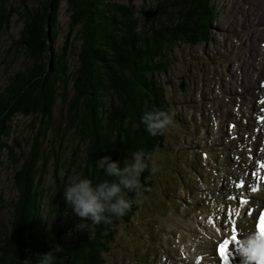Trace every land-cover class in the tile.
<instances>
[{
    "label": "trees",
    "instance_id": "obj_1",
    "mask_svg": "<svg viewBox=\"0 0 264 264\" xmlns=\"http://www.w3.org/2000/svg\"><path fill=\"white\" fill-rule=\"evenodd\" d=\"M44 3L35 12L26 11L20 39L13 46L17 52L23 51L32 65L11 76L7 85L0 90V136L9 131L11 121L18 115L25 118L32 116V126L37 122L40 125L34 141L22 158L15 155L13 145H7L0 139V164L1 157L5 155L9 164L15 166L12 186L17 193L16 201L10 205L8 224L0 222V264H39L42 257L50 252H53V264H102L100 253L108 250L107 243L114 236L117 222H127L133 215L136 194L127 193L126 198L132 200L133 204L123 217L112 216L111 224L101 222L92 225L88 220L89 228L80 231L75 226L81 220L73 213L64 192L77 176L90 179L94 187L105 179H114L107 177L104 169L97 167L96 162L102 157H111L122 169L126 160L131 162L134 151L143 150L151 156L153 148L161 144V136L150 135L142 117L145 112L154 109L169 112L156 84L155 74L164 68L166 52L177 41L195 43L201 38L206 39L207 35L206 31L178 32V24L172 28L160 26L155 30L152 27L153 30L140 28L137 31L132 23L131 7L107 0H67L70 12L68 28L71 32L79 27L76 36L82 42L78 53V72L73 75L81 80V85L77 80L75 84L79 86L74 87L77 91L73 88L76 95L72 94L69 101L63 100L65 109L61 112L60 122H57L54 108L61 97L68 98L63 93L72 88L64 79L65 86H60L66 70L65 56L57 57L56 65L61 71L54 70L55 75L44 77L36 72L44 67L43 48H49L45 31L47 23L50 29H55L53 19L42 8ZM178 5L170 7L169 12L158 11L162 17L168 18L169 13L181 10L177 9ZM131 19L132 22L129 21ZM156 22L159 23V20ZM90 72L96 73L97 83L91 81ZM107 94H110V101L105 106ZM100 108L105 110L98 114ZM49 132L51 137L48 139ZM68 134L78 140L73 150L79 152V157L71 156L73 165L70 168L68 165L69 169H66V172L72 171L70 180L66 183L67 177L62 175L57 188L47 189L53 195L47 205L48 216L54 218L56 227L64 235L60 237L61 241L55 240L59 247L53 251L45 240L46 221L40 218L41 210L36 204L41 205L39 200L45 193L42 176L49 170L52 158L55 172L62 165L60 160H55L53 148L59 146ZM149 169L140 177L142 186L148 184ZM25 198H29L31 208L23 205ZM65 236H69L68 240L63 241Z\"/></svg>",
    "mask_w": 264,
    "mask_h": 264
},
{
    "label": "rangeland",
    "instance_id": "obj_2",
    "mask_svg": "<svg viewBox=\"0 0 264 264\" xmlns=\"http://www.w3.org/2000/svg\"><path fill=\"white\" fill-rule=\"evenodd\" d=\"M107 1L131 7L133 22L132 19L129 21L134 24L136 30L140 28L152 30V27L155 30L160 26L172 28L178 24L177 27L179 28H176L178 32L202 33L206 31L205 35L208 34L207 40L209 41L206 43L188 45L182 41H177L172 45L166 52L165 59L168 62V69L160 77L163 80H161V85L164 80L170 82L172 86L174 85L171 92V103H175L176 107L185 106L188 115H192V112L195 115V112L201 109L202 121L199 124L194 123V126L189 123L173 121L171 131L165 134V138L162 137L164 140L163 147L153 152L150 166H155L158 171L151 176L154 182L152 194L145 200V203L142 202L141 214L135 220L134 226H131L132 238L127 235V239H125V233H128L127 228L119 225L114 239L109 243L108 251L102 254L104 264H134L130 262V254L124 249L125 241H128L130 248L141 249V254L136 251L131 254L132 257L138 256L135 260L137 264H147V261L153 257V262L149 264H165L166 261L161 260L162 255L167 257V260L179 264L176 261L177 256L166 243L167 237H173L177 242L180 237L178 235L180 233V225L178 224L180 219L186 218L189 221H195L193 217L201 214L205 206L203 205L204 199H200V197L204 195L206 190H202L199 185L201 186L202 182V184L212 186L210 182L213 181V164H216L217 158L229 162L227 166L231 164L230 160L233 158L230 154L231 145L225 142L223 138L228 122L233 119L232 108L235 107V104L237 107L239 106L236 100L243 101L246 105L249 94L255 90V87L252 86L254 85L253 71H260L259 66L255 67L256 59H258L256 53L264 41V0ZM43 3L42 8L47 10L45 13L49 17L52 14V19L53 17L56 18L53 19L55 29H50V24L47 23L45 31L46 36H48L49 48H43L44 67L36 72L44 77L55 75L54 70L59 69V66L56 65L57 57L65 56L66 67H64L66 70L63 73L64 77H61L60 86H65L64 79V82L68 81V85L72 88L70 91H66V94L63 93V96L68 98L61 97L54 108V116L58 122L61 120V112L65 109L63 100L69 101L72 94L73 96L76 95L77 90L74 87L81 85V80L74 78L73 74L78 72L76 71L79 66L78 53L81 50L82 42L78 41L77 38L79 27L74 28L71 32L68 28L70 12L68 11L67 0H0V90L7 85L11 76L28 69L32 65L31 60L26 57L23 51L17 52L13 46L20 39V33L25 23L23 16H25L26 11L35 12L40 9ZM176 4H179L177 9L181 10H172L173 12L169 13V19L162 17L158 11L159 9L169 12V8ZM190 11V15L186 17ZM179 12L181 13L179 14ZM158 20L159 23L156 22ZM50 33H52V37H50ZM202 39L197 40V42ZM37 50L36 52H38ZM64 51H66V55H64ZM219 63H221L220 66ZM262 66L264 67V64ZM59 70L61 71V68ZM89 74L93 78L91 81L94 84L97 83L96 73L90 72ZM216 75L221 76L226 81L231 77V86L222 80L219 81L220 93H218L215 85ZM58 78L60 79V77ZM237 78L240 79V84L237 83ZM77 80L79 85L75 84ZM181 82L185 85L182 91L178 86ZM73 88L76 90L75 92ZM242 88L244 92L241 91ZM238 95L240 96L239 99L237 98ZM109 101L110 94H107L104 105L106 106ZM198 102L201 105H197ZM215 104L224 107L220 116L221 124H219L218 130L216 128L217 133L221 132L223 136L222 143L224 146H217L216 149H213L211 146L212 138L209 135L210 124L214 126V123L211 122V109L214 108ZM104 110L100 108L98 114L99 112L103 113ZM215 110H217L216 107ZM32 120V116L25 118L18 115L11 121L9 131L0 136V139L7 145H13L15 155L18 157L25 156L37 135L36 129L40 125L37 122L33 127ZM213 134L216 136L215 133ZM50 137L51 132L48 133V139ZM76 142L78 143V140H74L70 134L66 135L60 145L53 148L54 154H56L55 160H60L62 164L60 170L55 172L56 167H54V158H52L49 170L42 176L45 193L39 200L41 205L36 204V206L41 210L40 218L46 221L45 240L48 242V246L50 244L53 249L54 245L57 246L56 244L52 245V240L55 238L56 231H60V229L56 227L54 218L48 216L49 207L47 205L49 206L53 195L51 196L47 189L57 188L62 175L67 177L66 183L72 177V171L66 172V169L73 165L72 155L79 157V152L73 150ZM201 151L211 154L213 162L209 161L206 164L205 161H202V167H200ZM195 160L198 161L199 168L202 170L197 168ZM216 166L218 165L216 164ZM14 169H16L15 166H11L4 155L0 164V199L2 200L0 222H3L4 225L8 224L11 214L10 205L16 201L17 196L12 186ZM199 180L203 181L199 183ZM188 192L191 196L195 194L194 203L188 201ZM23 201L25 202H23L24 206L31 208L29 198H25ZM164 217H166L165 220ZM161 224L162 232L160 230ZM62 236L64 235L60 237ZM160 236L163 243L160 251H158L159 247L153 243H158L157 240ZM68 237L65 236L63 241L68 240Z\"/></svg>",
    "mask_w": 264,
    "mask_h": 264
},
{
    "label": "clouds",
    "instance_id": "obj_3",
    "mask_svg": "<svg viewBox=\"0 0 264 264\" xmlns=\"http://www.w3.org/2000/svg\"><path fill=\"white\" fill-rule=\"evenodd\" d=\"M142 122L146 125V130L152 136L164 135L171 131L173 126L172 115L164 110L154 109L145 112ZM150 155H146L143 150L131 153V162L125 161V166L121 169L118 162L105 156L96 162L97 167L104 169L107 177L95 187L88 178L74 177L67 186L64 197L71 206L73 213L80 218L81 223L75 227L80 231L89 228L86 221L90 220L92 225L112 223V216L123 217L131 210L133 201L127 199L128 192H134L136 196L141 195L143 188L140 177L145 170L149 169ZM158 169L153 166L151 172L155 174ZM147 191V189H143ZM261 241L257 246V241L252 240L246 253L256 260L260 258ZM53 252L45 254L39 264H53Z\"/></svg>",
    "mask_w": 264,
    "mask_h": 264
},
{
    "label": "snow or ice",
    "instance_id": "obj_4",
    "mask_svg": "<svg viewBox=\"0 0 264 264\" xmlns=\"http://www.w3.org/2000/svg\"><path fill=\"white\" fill-rule=\"evenodd\" d=\"M239 158H237L238 160ZM234 167L243 168V165L235 164ZM255 164H251L249 168L244 169L245 175L239 179V182L234 183L233 180H228L226 188H227V195H225V200L232 202V212H234V216L228 212L229 205L225 203L223 205L224 210L226 212L225 223L221 224L219 227L216 228V231H220L222 228L227 227L230 229V237L231 241L237 240V233L241 231V223H246L244 221V217H255L258 215V223L255 224V228L258 229L259 232V239L261 241V254L256 264H264V211H259L258 213H253L251 210V205L254 203L251 197L248 199H240L239 197L233 195V193L237 190H243L244 192L252 191L255 195L256 189L249 188V184L251 183V177L254 173ZM235 179V178H234ZM243 206H248L244 208V211H241ZM229 243L228 239H224L223 243H220L218 246V253L219 256L223 260V264H230V257H229ZM245 245H240L236 248V252H242L245 249ZM243 264H252V258L243 251ZM231 264H235V259H232Z\"/></svg>",
    "mask_w": 264,
    "mask_h": 264
},
{
    "label": "bare ground",
    "instance_id": "obj_5",
    "mask_svg": "<svg viewBox=\"0 0 264 264\" xmlns=\"http://www.w3.org/2000/svg\"><path fill=\"white\" fill-rule=\"evenodd\" d=\"M92 1V0H91ZM93 3V2H92ZM103 4V3H102ZM186 4V3H185ZM91 5V4H90ZM106 5V4H105ZM3 6V5H2ZM92 6V5H91ZM100 7H102V6H100ZM108 7H109V5H108ZM92 8H93V6H92ZM196 8H198V7H196ZM118 9V8H117ZM254 9V8H253ZM54 12V11H53ZM193 13H196V12H194L193 11ZM192 13V14H193ZM97 14V13H96ZM95 14V15H96ZM128 14V13H127ZM189 14V13H188ZM190 15V14H189ZM103 16V15H102ZM182 16V15H181ZM51 17H52V14H51ZM96 17V16H95ZM98 17V16H97ZM186 17H188V15L186 16ZM99 18V17H98ZM97 18V19H98ZM53 19H56V18H54L53 17ZM169 19V18H168ZM167 19V20H168ZM202 20V19H201ZM207 21H209V20H207ZM54 22V21H53ZM91 23V22H90ZM100 24V23H99ZM180 25V24H179ZM184 26V25H183ZM208 26V25H207ZM98 28V27H97ZM106 28V27H105ZM177 28H179V27H177ZM104 29V28H103ZM203 29V28H202ZM112 30V29H111ZM153 30V29H152ZM162 30V29H161ZM88 31V30H87ZM130 32V31H129ZM144 32V31H143ZM147 33V32H146ZM134 35V34H133ZM113 36V35H112ZM219 36V35H218ZM40 37V36H39ZM122 37V36H121ZM139 37V36H138ZM148 38H149V36H148ZM53 39V38H52ZM88 40V39H87ZM100 40V39H99ZM264 42V41H263ZM40 42H38V44H39ZM118 43V42H117ZM152 44V43H151ZM238 44V43H237ZM33 46V45H32ZM146 46V45H145ZM169 46V45H168ZM156 47V46H155ZM106 49V48H105ZM262 49V48H261ZM138 51H140V50H138ZM155 52V51H154ZM257 52L258 53H256L257 55H256V57H260L261 59H258V64L259 65H262V63H263V61H264V50L262 49V50H257ZM113 53V52H112ZM136 55V54H135ZM107 56V55H106ZM255 56V55H254ZM148 57V56H147ZM149 59H150V57H149ZM151 60V59H150ZM148 61V60H147ZM218 61V60H217ZM256 61H257V59H256ZM140 62V61H139ZM214 63V62H213ZM146 64V63H145ZM206 64V63H205ZM69 65V64H68ZM125 66V65H124ZM263 67V66H262ZM126 68V67H125ZM95 69V68H94ZM263 69V71H264V67L262 68ZM108 72V71H107ZM74 75V74H73ZM258 77H262L261 78V80H263L264 79V72H261V74L260 75H258ZM256 78V80L254 81V83H256L257 82V80L259 79V78ZM260 81V80H259ZM254 85H256V84H254ZM257 85H259L258 83H257ZM146 86V85H145ZM144 86V87H145ZM139 90V89H138ZM258 90H259V92H261V90L259 89V86H258ZM141 91V90H140ZM244 92V91H243ZM169 95H171L172 93H168ZM112 96V95H111ZM100 97V96H99ZM238 97H240L239 95H238ZM138 98V97H137ZM99 99V98H98ZM252 99H253V95H251L250 96V101H249V106L247 107V108H249L248 110L247 109H245V110H240L239 111V114L241 115V117H243V118H245L246 116L247 117H249L253 112L252 111H256L255 109L257 108V110H258V108H259V106H257L256 105V100H253L252 101ZM138 101V100H137ZM124 104V103H123ZM136 105V104H135ZM264 105V104H263ZM250 112H252V113H250ZM105 120V119H104ZM250 120V122L252 121V118H250L249 119ZM91 123V122H90ZM250 124V123H249ZM248 128H245V130H244V133H249V132H247L248 130H247ZM262 129H264V127H262ZM235 130H239V128L238 127H236L235 128ZM234 133H236V132H233L232 134H234ZM257 136L259 137V138H263L264 137V130L263 131H259V133L257 134ZM227 138H228V136H226ZM215 145H217L218 144V142H221V139L219 138V136H216L215 137ZM254 145V142H252V146ZM244 153L245 152H243V151H237L236 150V152H235V155H240L241 156V162L240 163H242V162H244V163H246L247 162V159H246V157L244 156ZM2 154V153H1ZM210 157V159L212 158V156H209ZM2 158V157H1ZM208 160H209V158L207 159V162H208ZM234 163L235 164H237V158L235 157L234 158ZM258 196V195H257ZM257 199H259L258 197H256L255 198V200H257ZM178 224L180 225V237H179V239H180V243L178 244V245H175L174 247L175 248H172L171 247V250H173L174 251V253L176 254V255H178V257H179V254H178V248L180 247V246H182V248L183 247H188L189 246V248H186V249H188L187 250V252H189V249H190V247L191 246H193V245H195V247H196V250L200 253V254H202L203 256H204V261L205 260H207V261H209L210 263L212 262V260L210 259L211 258V255H210V253H212V251H213V248H214V243H213V240L214 239H217L221 234H222V232L221 231H216V227H214L213 228V230L212 231H210L207 227H203L202 228V230L205 232V234H206V237L205 236H203L202 235V233L201 232H199L198 231V227H197V221H195V222H193V221H187V219L186 218H182V219H180V221L178 222ZM243 228V230L245 231L246 229L244 228V227H242ZM210 238H212L211 240H209ZM169 239H171V237L169 238V237H167V240H169ZM173 239V238H172ZM175 244V242H173L172 243V245H174ZM40 246V245H39ZM189 259H188V264H192V262H191V257L189 256L188 257ZM180 262H183L181 259H180ZM184 264H187V263H185L184 262Z\"/></svg>",
    "mask_w": 264,
    "mask_h": 264
}]
</instances>
